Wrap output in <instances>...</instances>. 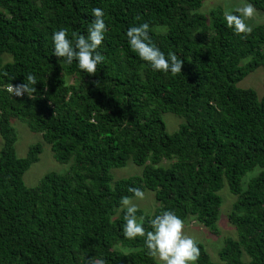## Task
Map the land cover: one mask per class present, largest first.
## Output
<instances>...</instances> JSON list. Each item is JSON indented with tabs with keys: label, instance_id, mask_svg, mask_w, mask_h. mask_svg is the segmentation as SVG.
<instances>
[{
	"label": "trees",
	"instance_id": "1",
	"mask_svg": "<svg viewBox=\"0 0 264 264\" xmlns=\"http://www.w3.org/2000/svg\"><path fill=\"white\" fill-rule=\"evenodd\" d=\"M207 0H0V264H159L142 238L123 236L120 199L129 188L154 193L148 220L172 210L220 238L219 192L235 196L223 237L224 264H264V92L237 85L264 71V26L246 36L226 26ZM264 15V0H244ZM105 11L107 33L97 72L53 55L52 33L86 34L92 9ZM149 24L155 46L182 59V73L151 70L128 46V27ZM36 76L35 98L11 84ZM264 88V79H263ZM182 119L169 134L163 114ZM12 119L41 135L69 169L35 187L23 176L41 143L15 152ZM131 161L141 176L113 182ZM251 174V175H250ZM250 175L249 177H246ZM197 264H214L199 243Z\"/></svg>",
	"mask_w": 264,
	"mask_h": 264
},
{
	"label": "clouds",
	"instance_id": "2",
	"mask_svg": "<svg viewBox=\"0 0 264 264\" xmlns=\"http://www.w3.org/2000/svg\"><path fill=\"white\" fill-rule=\"evenodd\" d=\"M256 9L251 3H246L234 10L224 12L226 26L238 36H246L251 32V27L246 21L255 15ZM93 20L89 23L86 34L73 38L68 36L65 28H60L52 33L53 55L64 58V62L78 68L89 75L97 72V66L104 61V56L99 51L105 40L107 25L105 11L102 8L92 9ZM148 23L132 25L127 28L125 37L129 48L147 63L148 67L165 74L182 73V59L175 53L167 55L153 43ZM36 76L29 73L20 84H11L8 92L15 97L35 98ZM137 199H144V192L139 188H129ZM123 210V236L129 240L142 238L147 253L160 261V264H197L200 257V247L195 238L185 233V220L172 210H164L155 214L148 220L151 230H146L143 217H138V208L132 203V198L124 196L120 199ZM103 264V261H101Z\"/></svg>",
	"mask_w": 264,
	"mask_h": 264
},
{
	"label": "rangeland",
	"instance_id": "3",
	"mask_svg": "<svg viewBox=\"0 0 264 264\" xmlns=\"http://www.w3.org/2000/svg\"><path fill=\"white\" fill-rule=\"evenodd\" d=\"M247 2L244 0H207L203 2L199 13H208L214 9L220 8L224 14L225 11L234 10ZM246 23L250 27L263 25L264 26V15L255 12V15L249 18ZM264 71L262 68H258L255 72L249 74L243 81H241L237 87L241 89L251 88L256 91L259 96H262L264 92L263 88ZM163 121L166 125V131L169 134L176 132L179 125L182 124V119L172 114H163ZM11 126L14 128L17 135V142L15 144V152L17 157H26L29 151V147L37 143H41V153L38 156V162L33 164L29 170L23 176V183L26 187H35L39 181L49 173L64 174L69 169V164L62 165L55 161L50 146L43 142L41 135L34 134L29 129L19 122L18 120L12 119L10 121ZM2 148V139L0 137V150ZM142 169L135 166L131 161L127 163L124 168L113 169L111 174L113 176V182L120 179H128L135 176H141ZM251 175V174H250ZM250 175L246 176L249 177ZM144 199L140 200L132 198V203L137 206L139 210L145 213L152 212L155 207L154 193L148 190H144ZM219 196L222 200L220 207L219 219L217 227L221 231L220 238L213 237L209 233V230L202 227L195 221L189 220L185 223V233L192 236L197 242L203 244L209 254L210 261L214 264H224L218 259V252L223 247V237L236 238V232L234 228L228 222V214L231 210L232 204L235 201V196L230 195L226 181L224 182L223 189L219 192ZM156 261L160 264V261L156 258Z\"/></svg>",
	"mask_w": 264,
	"mask_h": 264
}]
</instances>
